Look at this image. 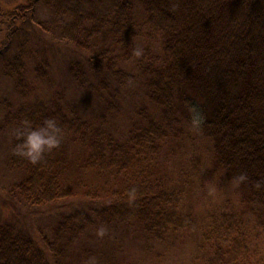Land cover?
<instances>
[{"label":"trees","instance_id":"obj_1","mask_svg":"<svg viewBox=\"0 0 264 264\" xmlns=\"http://www.w3.org/2000/svg\"><path fill=\"white\" fill-rule=\"evenodd\" d=\"M17 1L0 0V59L7 53L16 24L39 8H48L66 18L59 16L58 39L88 55L85 65L76 64L75 82L81 85L98 66L119 74L114 47L120 45L122 33L130 31L135 2L162 34L168 58L145 83L160 120L149 117L146 125L133 126L125 142L92 130L55 101L22 102L6 113L4 122L9 120L15 127L6 158L15 180L9 181L7 195L33 207L79 195L62 177L66 163L61 146L71 138L86 147L80 169L103 177L96 191L85 190L81 197L93 202L100 193L105 201L99 209L75 211L66 220L79 222L80 229L90 225L92 217L106 224L135 222L158 241L184 230L192 218L180 212L178 193L168 189L157 148L173 133L176 111L196 99L202 110L196 130L211 140L215 167L240 187V202L254 219L251 224L224 210L209 214L201 237L208 248L198 246L206 249L198 264H264V255L251 240L254 230L264 233V0ZM104 34L113 36L114 47L100 44ZM12 66L18 88L23 80L20 54L13 56ZM48 120L55 122L57 132L48 129ZM33 132L44 138L55 135L59 141L51 149L45 146L35 163L23 154ZM42 243L46 251L30 235L0 222V264H69L62 244L46 237Z\"/></svg>","mask_w":264,"mask_h":264},{"label":"rangeland","instance_id":"obj_2","mask_svg":"<svg viewBox=\"0 0 264 264\" xmlns=\"http://www.w3.org/2000/svg\"><path fill=\"white\" fill-rule=\"evenodd\" d=\"M59 16L48 8H39L27 21L17 23L7 53L0 59V222L30 235L45 251L42 237L62 244L63 258L69 264H198L206 256V249L201 251L198 246L208 248L201 237L209 214L224 210L254 224L240 202V187L215 167L211 140L196 130L195 125L202 121L196 99L176 111L173 133H168L157 148L167 187L178 193L180 212L192 218L191 225L184 230L158 241L135 222L106 224L92 217V223L83 224L80 229L79 222L66 220L75 211L87 213L89 209H99L105 201L100 193L93 202L81 197L85 190L96 191L103 177L80 169L86 147L71 138L61 146L66 163L62 177L79 195L40 207L25 205L16 195H7L9 181L15 180L6 166L15 127L9 120L5 123L4 118L19 103L55 101L66 114L72 111L92 130L118 142H125L133 126L146 125L149 117L160 120L157 107L147 98L145 83L166 64L168 57L162 48L163 36L149 22L142 5L134 3L130 31L122 33L120 45L114 47L115 40L108 34L99 37L100 44L114 47L122 71L108 73L98 66L90 76H85L81 85L73 80L72 74L78 61L86 64L88 55L58 39ZM4 34L6 30L1 35ZM135 51L141 55L136 56ZM16 54H20L23 67V80L18 88L16 68L12 66ZM254 231L251 240L264 255V233Z\"/></svg>","mask_w":264,"mask_h":264},{"label":"clouds","instance_id":"obj_3","mask_svg":"<svg viewBox=\"0 0 264 264\" xmlns=\"http://www.w3.org/2000/svg\"><path fill=\"white\" fill-rule=\"evenodd\" d=\"M136 56H140V51H135L134 53ZM48 129H51L53 133L57 132L58 129L56 124L52 120L46 121ZM59 141L55 138V135L48 136L44 138L40 134L33 132L31 133L24 144V155H26L33 163L38 161L41 157V154L44 150V147L47 146L48 149L55 147Z\"/></svg>","mask_w":264,"mask_h":264}]
</instances>
